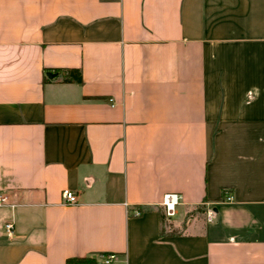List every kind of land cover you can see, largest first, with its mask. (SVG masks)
Here are the masks:
<instances>
[{"label":"crops","instance_id":"0c3cea01","mask_svg":"<svg viewBox=\"0 0 264 264\" xmlns=\"http://www.w3.org/2000/svg\"><path fill=\"white\" fill-rule=\"evenodd\" d=\"M0 194V264H264V0H0Z\"/></svg>","mask_w":264,"mask_h":264},{"label":"built area","instance_id":"2783aa9c","mask_svg":"<svg viewBox=\"0 0 264 264\" xmlns=\"http://www.w3.org/2000/svg\"><path fill=\"white\" fill-rule=\"evenodd\" d=\"M250 95L252 96V91L250 92ZM63 195L65 198V201L67 203H76L78 201V195L75 193L74 190L66 188L63 191ZM7 201V196L0 194V203H5ZM182 202V194L175 191H169L166 192L162 198V204L164 206L165 212L168 216H174L177 213L178 205ZM141 211L138 210L137 213H140ZM213 214L212 209L208 210V217L211 219ZM5 231L9 236H12L15 231V222L13 220H8L5 222ZM116 253H109L107 255L99 254L98 258L101 262L105 264H113V261L118 260Z\"/></svg>","mask_w":264,"mask_h":264},{"label":"trees","instance_id":"16d2710c","mask_svg":"<svg viewBox=\"0 0 264 264\" xmlns=\"http://www.w3.org/2000/svg\"><path fill=\"white\" fill-rule=\"evenodd\" d=\"M64 72V80L67 81H82L83 80V73L81 68L79 67H70V68H65L63 69ZM160 215H161V220L163 223L162 226V233H165L166 228L164 226L165 220H166V212L165 209L160 208ZM172 225V224H170ZM175 232V230H173ZM103 255L109 254L108 252H103L101 253ZM66 264H105L100 261L98 258V255H73L69 256L66 259ZM115 264V263H113Z\"/></svg>","mask_w":264,"mask_h":264},{"label":"rangeland","instance_id":"374dc122","mask_svg":"<svg viewBox=\"0 0 264 264\" xmlns=\"http://www.w3.org/2000/svg\"><path fill=\"white\" fill-rule=\"evenodd\" d=\"M207 215V212L205 211V208H204V205L203 204H198V205H195V206H192L188 212H187V216H193L195 218H199L200 220H203L205 218V216ZM170 224H172V227L170 226ZM176 224V221H175V215L174 216H168L166 214V220H165V223H164V226L169 230L171 231L172 230H180V229H183L182 226H178V225H175ZM114 263H119L118 260L116 261H113Z\"/></svg>","mask_w":264,"mask_h":264},{"label":"water","instance_id":"95a60500","mask_svg":"<svg viewBox=\"0 0 264 264\" xmlns=\"http://www.w3.org/2000/svg\"><path fill=\"white\" fill-rule=\"evenodd\" d=\"M48 74H49L50 76H52V75L54 74V72L49 71Z\"/></svg>","mask_w":264,"mask_h":264}]
</instances>
